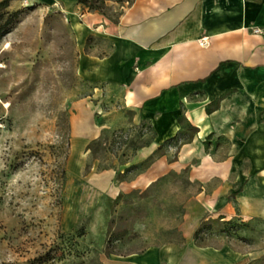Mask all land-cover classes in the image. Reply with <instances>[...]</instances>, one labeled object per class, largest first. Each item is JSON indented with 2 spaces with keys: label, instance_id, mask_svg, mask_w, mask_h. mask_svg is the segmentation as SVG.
<instances>
[{
  "label": "rangeland",
  "instance_id": "374dc122",
  "mask_svg": "<svg viewBox=\"0 0 264 264\" xmlns=\"http://www.w3.org/2000/svg\"><path fill=\"white\" fill-rule=\"evenodd\" d=\"M124 1L79 4L113 20ZM6 19L8 31L0 37V264H30L48 251L56 264H127L126 255L149 249H157L161 264L173 258L184 264L194 251L217 264H264V220L245 215L236 199L241 183L234 182V154L210 153L228 150L227 140L210 134L200 141L209 153H181L199 143H190L196 132L185 127L142 160L133 156L148 140L141 124L101 127L85 141L84 131L97 129L109 102L96 93L95 81L79 74L69 10L56 0H14L0 10L1 28ZM94 43L102 42L89 36L84 48ZM85 100L92 102L88 116L80 108ZM151 168L156 173L148 174Z\"/></svg>",
  "mask_w": 264,
  "mask_h": 264
},
{
  "label": "crops",
  "instance_id": "0c3cea01",
  "mask_svg": "<svg viewBox=\"0 0 264 264\" xmlns=\"http://www.w3.org/2000/svg\"><path fill=\"white\" fill-rule=\"evenodd\" d=\"M56 1L69 10L77 33L79 74L95 81L96 93L109 102L97 129L84 131L85 141L101 127L141 124L149 129L143 133L148 142L133 156L142 160L190 122L197 126L190 143H199L181 153H209L200 141L210 134L227 140L228 150L210 153L234 154V182L241 183L236 199L245 215L264 220V0H129L115 21L83 10L77 0ZM205 35L208 46L199 43ZM88 36L102 43L84 48ZM91 103L80 102L87 116ZM84 127L80 119L78 129ZM198 253L184 264H217ZM123 261L161 264V256L149 249Z\"/></svg>",
  "mask_w": 264,
  "mask_h": 264
},
{
  "label": "trees",
  "instance_id": "16d2710c",
  "mask_svg": "<svg viewBox=\"0 0 264 264\" xmlns=\"http://www.w3.org/2000/svg\"><path fill=\"white\" fill-rule=\"evenodd\" d=\"M10 1L11 0H0V10H4V9H6L8 6H9V4H10ZM87 0H77V2L78 3H81V4H84L85 2H86ZM87 6V5H86ZM88 7V6H87ZM18 13V10H15V11H13V12H11V14H13V15H16ZM117 19V18H116ZM116 19H113L114 21L116 20ZM9 23V19H6L5 21H4V26L1 28L0 27V37L5 33V32H7L8 31V27H7V24ZM89 38V36L87 37V39ZM185 127H190V128H192V129H194L195 130V132L197 131V126H195V125H193L192 123H190V122H188L185 126H184V129H185ZM184 129H181L180 131H179V133H177L176 135H174L173 137H171V138H169V139H167L166 141H168V140H170V139H173V138H176V137H179L180 135H181V133L183 132V130ZM141 136H142V134H141ZM165 141V142H166ZM144 142H148V141H144ZM144 142H142L141 144H139V145H137V147H139V146H141L142 144H144ZM164 143V142H163ZM162 143V144H163ZM162 144L157 148V150L152 154V155H150V157H152L155 153H158V150H159V148H161V146H162ZM136 147V148H137ZM135 148V149H136ZM150 157H148V158H150ZM119 195V193L117 194V196ZM116 196V197H117ZM82 233H81V231L80 232H78L76 235H81ZM74 237V236H73ZM72 237V235H71V238H73ZM51 255H50V252L48 251V252H46L45 254H42V255H40L39 257H36V258H34L31 262H30V264H56V262L55 261H53V260H51V257H50ZM51 260V261H50ZM12 264H16V263H12Z\"/></svg>",
  "mask_w": 264,
  "mask_h": 264
},
{
  "label": "built area",
  "instance_id": "2783aa9c",
  "mask_svg": "<svg viewBox=\"0 0 264 264\" xmlns=\"http://www.w3.org/2000/svg\"><path fill=\"white\" fill-rule=\"evenodd\" d=\"M128 2H129V0H125V1H124V4H122V6L125 5V4H127ZM122 6H121V7H122ZM253 31H254V32H261V28H259V27H254V28H253ZM199 43H200L202 46H208V45L210 44V37H209L208 35H205V36L200 37V38H199Z\"/></svg>",
  "mask_w": 264,
  "mask_h": 264
}]
</instances>
